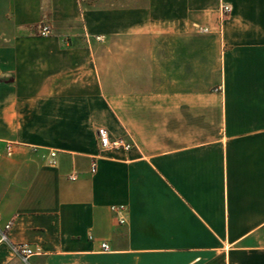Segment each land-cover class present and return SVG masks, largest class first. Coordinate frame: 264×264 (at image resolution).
Returning a JSON list of instances; mask_svg holds the SVG:
<instances>
[{"label": "crops", "instance_id": "0c3cea01", "mask_svg": "<svg viewBox=\"0 0 264 264\" xmlns=\"http://www.w3.org/2000/svg\"><path fill=\"white\" fill-rule=\"evenodd\" d=\"M0 264H264V0H0Z\"/></svg>", "mask_w": 264, "mask_h": 264}, {"label": "built area", "instance_id": "2783aa9c", "mask_svg": "<svg viewBox=\"0 0 264 264\" xmlns=\"http://www.w3.org/2000/svg\"><path fill=\"white\" fill-rule=\"evenodd\" d=\"M230 12V7L228 5H223L221 7V13L223 16L228 15ZM38 35L39 37H47L50 34V29L46 25H41L38 28ZM97 40H101L100 37H97ZM96 139L99 148L104 150H122V151H129L133 148V144L129 141H125L123 139H118L112 137L109 132L106 129L99 128L96 131ZM11 154V148L9 146H6V155L9 156ZM54 154H51V157H53ZM94 169H91V172H93ZM71 179H74L73 177ZM125 207L124 206H117V207H111V211L115 214H119L117 217L118 223L121 225L124 223V219L121 216L122 212H124ZM9 229V225H6L4 227V231ZM1 239H5L4 232L1 233ZM100 248L102 251H107L108 246L105 243H102L100 245ZM15 254L22 260L26 261L31 255H33L32 249L28 247L27 245H17L14 247Z\"/></svg>", "mask_w": 264, "mask_h": 264}]
</instances>
